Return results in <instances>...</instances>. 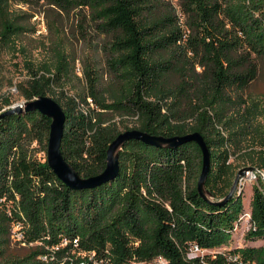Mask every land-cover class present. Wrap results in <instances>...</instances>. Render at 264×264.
Wrapping results in <instances>:
<instances>
[{
  "label": "trees",
  "instance_id": "16d2710c",
  "mask_svg": "<svg viewBox=\"0 0 264 264\" xmlns=\"http://www.w3.org/2000/svg\"><path fill=\"white\" fill-rule=\"evenodd\" d=\"M37 18L45 31L35 34ZM3 52L19 57L26 77L16 88L25 100L48 94L60 103V149L83 176L104 168L108 144L128 128L200 131L216 199L235 176L233 154L264 170V93L250 90L264 76V0H0ZM73 78L82 90L68 95ZM9 103L4 96L0 109ZM49 121L37 109L0 118V264H75L87 250L114 264H158L157 256L159 264H206L188 257L191 243L228 246L246 211L243 194L221 204L201 197L196 141L129 139L114 179L75 189L38 155ZM256 175L247 239L264 238V178ZM15 221L23 252L11 246ZM228 249L264 264V245ZM206 261L230 264L223 253Z\"/></svg>",
  "mask_w": 264,
  "mask_h": 264
},
{
  "label": "water",
  "instance_id": "95a60500",
  "mask_svg": "<svg viewBox=\"0 0 264 264\" xmlns=\"http://www.w3.org/2000/svg\"><path fill=\"white\" fill-rule=\"evenodd\" d=\"M31 109H37L50 119L46 144V160L56 176L71 188H90L114 179L120 169L119 150L127 140L132 138L160 147H172L186 141H196L202 151V167L197 180V188L201 197L211 203L221 204L231 199L237 191L240 180L249 172L256 171L264 178V170L258 166L244 165L237 170L228 192L223 197L216 199L213 192L206 186L211 168V152L204 135L200 131L163 135L150 133L139 128H128L118 132L106 149L104 168L95 174L83 176L64 158L61 152L60 142L63 135L65 112L55 98L48 94H38L24 100L23 103L0 110V118L6 114Z\"/></svg>",
  "mask_w": 264,
  "mask_h": 264
},
{
  "label": "rangeland",
  "instance_id": "374dc122",
  "mask_svg": "<svg viewBox=\"0 0 264 264\" xmlns=\"http://www.w3.org/2000/svg\"><path fill=\"white\" fill-rule=\"evenodd\" d=\"M35 22L38 28L35 34H37L38 32H44L45 26L42 24L39 18H37ZM34 53L36 57H43L44 52L42 49H37L34 51ZM18 60H19V57L15 58L9 52H3L0 55V101H2L4 96H7L10 100V103L4 104L0 110H3L15 104L23 103V101L25 100L20 95V93L18 92L16 88L17 81L26 77L24 74L20 73V70H18V68L14 64V61H18ZM81 90H82V82L78 78H73V80H70L69 82V86L67 87L66 94L68 95H73V93L77 94V92H81ZM250 90L251 92L257 95L264 93V76H261L256 81H254V83L250 87ZM54 96H58L62 102L65 101V96L61 95L59 92H56ZM113 120L118 121L119 116L114 115ZM262 120L264 121V118H262ZM44 154H46V151L44 153L42 149H39V155L43 157ZM230 159L235 164V174H236L237 170L244 165H241L240 160H237L236 155L234 154L231 156ZM257 183H258L257 175L254 176L251 173L246 174L243 177L242 182L239 183L237 191H236V192H241L243 194L244 209H246V211L248 212L251 211L250 202L252 199L253 187ZM251 223H252L251 220L247 219V217H244V220L241 221L238 229L234 232L233 238L228 244L229 247L227 246L228 248L242 247L245 245H253V246L264 245V238L247 239L245 237V233L250 228L249 225H251ZM15 241L16 240L14 239L12 240L11 246L13 250L16 252H23L26 249V247H24L25 244L20 243V242L18 244ZM21 246H23V248ZM216 249H219V247ZM214 252L215 250H212V249L208 250V253L210 254Z\"/></svg>",
  "mask_w": 264,
  "mask_h": 264
},
{
  "label": "built area",
  "instance_id": "2783aa9c",
  "mask_svg": "<svg viewBox=\"0 0 264 264\" xmlns=\"http://www.w3.org/2000/svg\"><path fill=\"white\" fill-rule=\"evenodd\" d=\"M249 173H251L254 176L256 175V171ZM242 179L240 180V183L242 182ZM244 217H247V219L250 220L249 218L250 212L245 211L241 214L239 220L236 222V227H235L236 229H238L241 221L244 220ZM249 227H251V225H249ZM20 228H21V222L15 221L11 227V237L13 239H21L22 232ZM74 242L76 243V238L74 239ZM216 248L218 247L207 248V247H201L197 243H191L187 255L189 258L199 257L201 261H204L206 264H208V262L206 261L207 256L214 258L218 253H223L225 255L226 260L230 264H257L256 261L251 258H246L238 252L230 251L227 246H219V249ZM211 249L215 250V252L210 254L208 253V250ZM77 254L79 255V257L75 264H114L108 256L97 255L94 250L78 251ZM154 260L159 264V263H163L165 259L162 256H157ZM127 264H146V263L145 261L142 260H132Z\"/></svg>",
  "mask_w": 264,
  "mask_h": 264
}]
</instances>
